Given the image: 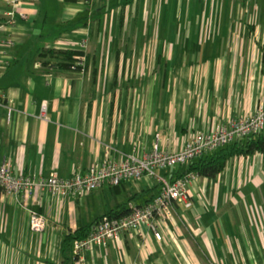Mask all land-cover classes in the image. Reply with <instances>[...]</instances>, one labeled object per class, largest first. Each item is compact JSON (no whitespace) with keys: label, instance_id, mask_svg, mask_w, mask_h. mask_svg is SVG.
Masks as SVG:
<instances>
[{"label":"crops","instance_id":"0c3cea01","mask_svg":"<svg viewBox=\"0 0 264 264\" xmlns=\"http://www.w3.org/2000/svg\"><path fill=\"white\" fill-rule=\"evenodd\" d=\"M11 8L12 0H0V162L10 159L28 175L69 177L109 156L151 150L158 134L165 149H180L196 132L254 114L263 100L264 40L183 45V0H21L15 10L27 18L16 24ZM82 40L85 71L43 66V49L79 51ZM127 45H138L141 57L130 58ZM133 81L140 86L123 88ZM175 166L158 176L176 179L187 170ZM160 188L157 177H147L87 194L40 192L32 207L48 227L39 232L0 187V264H80L74 248L62 251L66 235L145 205ZM257 188L264 198V155L234 157L215 179L192 181L194 207L175 204L158 223L162 240L142 225L123 234L121 247H94L87 264H264V218L248 204L250 194L257 204Z\"/></svg>","mask_w":264,"mask_h":264},{"label":"built area","instance_id":"2783aa9c","mask_svg":"<svg viewBox=\"0 0 264 264\" xmlns=\"http://www.w3.org/2000/svg\"><path fill=\"white\" fill-rule=\"evenodd\" d=\"M21 0H12L9 12L10 22L16 24L19 19H26L27 15L18 14L15 6ZM6 44L10 48L16 47L13 39ZM87 41L82 40L73 70L85 71L87 68ZM49 102H42L41 117L47 119ZM264 130V97L258 110L251 115L233 116L227 121L219 123L212 131L198 132L191 136L180 149L168 150L161 143L159 134L151 150L135 148L132 153L120 160L110 158L75 172L69 177H63L52 172L47 177L28 175L23 170H16L10 159L0 162V187L6 194L14 197L18 206L26 208L30 213V228L32 231L42 232L48 227V218L32 207L39 202L38 193L51 191L53 193H90L105 185L120 186L127 180H143L147 177H157L160 183L159 193L151 202L132 207L129 214L105 215L95 228L84 239L74 242V255L80 264H87V253L96 246L115 242L122 246V236L125 232L139 229L148 225L158 240L163 239L158 223L166 222L172 215L175 204H183L187 208L194 206V200L189 187L194 179L201 177L190 173L169 181L158 176V170H166L175 165L189 166L195 158L206 153L227 146L229 143L244 139L247 136ZM23 197H31L32 202H24ZM143 243H140L142 245Z\"/></svg>","mask_w":264,"mask_h":264},{"label":"rangeland","instance_id":"374dc122","mask_svg":"<svg viewBox=\"0 0 264 264\" xmlns=\"http://www.w3.org/2000/svg\"><path fill=\"white\" fill-rule=\"evenodd\" d=\"M183 3L184 13H187L184 21L186 23L185 32L181 35L183 45H262L260 43L264 40V0H183ZM191 11L192 16H189ZM137 36L141 39V35L135 33L134 38ZM175 45H181L180 41ZM127 48L130 58L141 57L138 45H127ZM111 49L113 50V47ZM106 50L105 55L110 56L108 45H106ZM119 54L120 51L117 53L118 58H120ZM136 71L137 67L135 73ZM128 84V88L131 86L137 88L141 83L136 81L124 83L123 88L127 89ZM260 193V188H257L255 192L257 204H255L253 194H250L248 199V204L253 207V210L255 205L258 208V211H255L258 219L264 218V198ZM232 219L235 229L237 226L233 215Z\"/></svg>","mask_w":264,"mask_h":264},{"label":"trees","instance_id":"16d2710c","mask_svg":"<svg viewBox=\"0 0 264 264\" xmlns=\"http://www.w3.org/2000/svg\"><path fill=\"white\" fill-rule=\"evenodd\" d=\"M78 53H80V51L72 49H43L41 53L43 58H45L43 61V66L47 68L55 66L60 70H71L73 66L77 63L76 55ZM116 84L117 81H115L114 86ZM256 153H261L264 155V130L257 133H253L244 139L233 141L223 148L217 149L215 151L206 153L195 158L194 160H192L190 166L187 168L186 171H184L183 173H179V177H183L186 174L194 173L201 177L215 179L225 170L228 161L232 158L249 157ZM166 179H168L169 181L175 180L174 178ZM153 199L154 197L151 199V201ZM131 210L132 208L123 210L118 209L107 215L129 214ZM101 218L98 220V222L101 220ZM95 226L80 227L75 233L66 235L62 242V251L64 252L69 247L73 248L74 242L78 239L86 238L88 234L95 228ZM75 258L77 257L75 256Z\"/></svg>","mask_w":264,"mask_h":264}]
</instances>
